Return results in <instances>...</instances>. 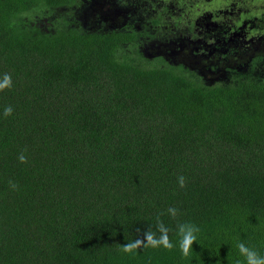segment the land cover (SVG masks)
<instances>
[{
    "label": "trees",
    "instance_id": "trees-1",
    "mask_svg": "<svg viewBox=\"0 0 264 264\" xmlns=\"http://www.w3.org/2000/svg\"><path fill=\"white\" fill-rule=\"evenodd\" d=\"M237 1L192 0L193 26H216L195 50L177 38L223 80L163 32L89 20L84 0H0V264H244L238 242L264 255V11L232 17ZM158 221L175 247L124 251ZM184 222L201 229L188 256Z\"/></svg>",
    "mask_w": 264,
    "mask_h": 264
},
{
    "label": "rangeland",
    "instance_id": "rangeland-1",
    "mask_svg": "<svg viewBox=\"0 0 264 264\" xmlns=\"http://www.w3.org/2000/svg\"><path fill=\"white\" fill-rule=\"evenodd\" d=\"M84 2L86 7L83 14L89 20L94 22L95 19H98L102 22H106L108 27L111 26L110 23L113 21L122 22L131 19L136 20L142 24V26H139L140 28H145V26L149 28L147 30L150 35L155 34V32L160 35V32H163L166 37V39L163 38L165 43L163 46L170 51V55H173L175 59H181L182 62H186L194 71L208 72L207 75H209L210 79L212 76L213 79L221 78L225 80L230 78L231 71L223 68L208 70L204 65H199V58H192L185 53L186 50L179 48L181 46V41L177 40L179 36L184 37L185 42L192 44V48L195 50L196 48L194 47H199L200 41H202L203 38L198 36L199 31L204 30L205 27L210 28L216 26V23L208 17L203 19L201 24L198 23L196 26H193V22L191 23V21L194 20L193 15L195 12H193L192 0H84ZM227 2L230 3L232 1L227 0ZM235 2L239 4L237 0H233L232 4ZM89 4L91 6H89ZM224 6L226 7V5ZM251 6H256L258 9L260 8V11H264V0H247L243 5H238V9L236 8V10L231 7L228 8H230V12L232 11L231 16L235 17L239 14L240 9L244 10V8ZM195 9L199 11L201 7H195ZM157 16H161L160 21L162 25L159 29L155 28L153 25L152 28L149 27L151 20ZM188 47L191 48V46ZM146 49V53L149 55L148 57L151 58L159 55L158 52L161 51V48L156 45L154 48L148 46ZM250 56L251 55L248 57ZM245 63L246 62L240 63V65L236 67L241 69V65ZM230 68L233 70L234 67L230 66ZM210 74L212 76H210Z\"/></svg>",
    "mask_w": 264,
    "mask_h": 264
},
{
    "label": "clouds",
    "instance_id": "clouds-1",
    "mask_svg": "<svg viewBox=\"0 0 264 264\" xmlns=\"http://www.w3.org/2000/svg\"><path fill=\"white\" fill-rule=\"evenodd\" d=\"M11 86V77L5 75L3 78V83H0V87H10ZM12 109L10 107L5 108L4 114H10ZM20 160L24 161L25 157L23 155L20 156ZM179 184L181 187L184 186L185 178L180 176L178 178ZM15 187V185H13ZM168 213L172 217H176L178 214V210L176 208H169ZM157 229L159 232V236L156 235L153 231H146L144 233L143 241L136 240L134 242L126 243L124 245V251H132L133 249L140 246L142 243L145 247H164L167 249H172L175 247V244L169 237L170 229L165 226L162 222H157ZM177 234L179 235L180 239L178 241L180 251L183 255L188 256L190 255L194 242H199L198 234L200 233V227L192 222H184L179 223L177 225ZM237 248L239 253L244 258V264H264V255H262L259 251H257L254 247H250L243 242L237 243ZM236 264H240V261L237 260Z\"/></svg>",
    "mask_w": 264,
    "mask_h": 264
}]
</instances>
